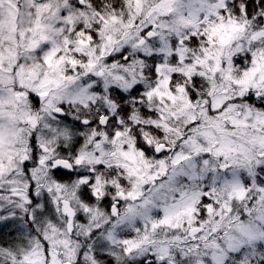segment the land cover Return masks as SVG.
I'll list each match as a JSON object with an SVG mask.
<instances>
[{
  "label": "snow or ice",
  "instance_id": "obj_1",
  "mask_svg": "<svg viewBox=\"0 0 264 264\" xmlns=\"http://www.w3.org/2000/svg\"><path fill=\"white\" fill-rule=\"evenodd\" d=\"M0 264H264V0H0Z\"/></svg>",
  "mask_w": 264,
  "mask_h": 264
}]
</instances>
